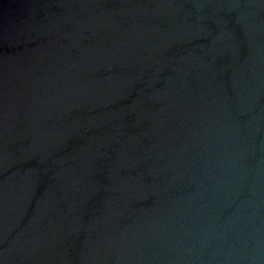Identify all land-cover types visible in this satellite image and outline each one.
I'll return each instance as SVG.
<instances>
[{
	"label": "water",
	"instance_id": "1",
	"mask_svg": "<svg viewBox=\"0 0 264 264\" xmlns=\"http://www.w3.org/2000/svg\"><path fill=\"white\" fill-rule=\"evenodd\" d=\"M0 264H264V0H0Z\"/></svg>",
	"mask_w": 264,
	"mask_h": 264
}]
</instances>
